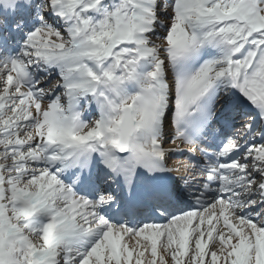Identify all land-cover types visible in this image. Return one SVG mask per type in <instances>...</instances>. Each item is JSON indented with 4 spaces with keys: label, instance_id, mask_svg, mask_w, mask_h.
I'll list each match as a JSON object with an SVG mask.
<instances>
[{
    "label": "snow or ice",
    "instance_id": "1",
    "mask_svg": "<svg viewBox=\"0 0 264 264\" xmlns=\"http://www.w3.org/2000/svg\"><path fill=\"white\" fill-rule=\"evenodd\" d=\"M0 264H264V0H0Z\"/></svg>",
    "mask_w": 264,
    "mask_h": 264
},
{
    "label": "bare ground",
    "instance_id": "2",
    "mask_svg": "<svg viewBox=\"0 0 264 264\" xmlns=\"http://www.w3.org/2000/svg\"><path fill=\"white\" fill-rule=\"evenodd\" d=\"M167 147H171V145H167ZM171 157L175 160L172 161L173 164H175L176 162H179V160H181L182 158H178V154H174L171 155Z\"/></svg>",
    "mask_w": 264,
    "mask_h": 264
}]
</instances>
